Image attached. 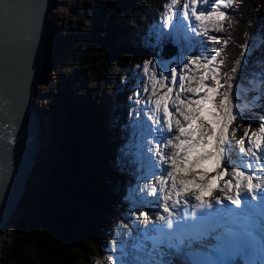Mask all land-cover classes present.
Listing matches in <instances>:
<instances>
[{"label": "snow or ice", "instance_id": "6c2138e0", "mask_svg": "<svg viewBox=\"0 0 264 264\" xmlns=\"http://www.w3.org/2000/svg\"><path fill=\"white\" fill-rule=\"evenodd\" d=\"M232 4L167 0L159 27L146 41L176 49L171 63L155 55L137 65L142 74L129 97L139 103L140 95H147L143 115L151 123L136 121L130 133L141 142L146 137L155 140H148L147 156L158 158L150 173L154 182L136 187L141 205L147 201L157 211L133 217L138 223L131 233L121 234L122 259L116 264H264V119L254 132L246 126L238 141L227 135L241 118V94L233 80L249 45L246 39L239 46L240 57L230 72L221 73L220 48L205 54L204 38L219 41L209 32L224 26ZM15 7L5 4L4 14ZM209 77L211 83L206 82ZM169 147L172 151H165ZM197 247L206 250L197 253Z\"/></svg>", "mask_w": 264, "mask_h": 264}, {"label": "trees", "instance_id": "16d2710c", "mask_svg": "<svg viewBox=\"0 0 264 264\" xmlns=\"http://www.w3.org/2000/svg\"><path fill=\"white\" fill-rule=\"evenodd\" d=\"M106 1L100 2L91 12L87 13L86 9V22L81 21L79 28H74L75 31L66 36L70 41L58 48L62 65L76 67L66 85L58 84L63 99L55 100V118L56 121L60 119L66 137L59 140V136H56V149L61 158H56L57 155L54 157L55 154L50 158L47 155L48 175L42 176L39 190L28 189V194L34 198L40 210L36 211V208L33 215L20 220L11 235L0 241V264H78L86 256L80 254L84 242L90 241V245H93L98 241L108 211L104 206L105 196L92 190L90 184L100 180L107 188L105 174L92 164L93 160L96 161L95 156L101 154L105 140L99 141L95 135V122L103 114L100 113L102 106L98 107L100 114L96 113V107L101 105L100 100L91 97L94 91L96 98L100 86L104 89L110 85L109 76L116 75L119 70L115 77L118 80L120 70L127 65L130 55H135L130 49L118 46L122 42V46L133 43L138 38L136 33L130 36L127 27L132 26L135 13L143 11L150 0ZM121 30L123 40H115ZM145 34L147 39L142 41V45L149 50L152 47L146 41L150 35L147 31ZM79 72L81 78L77 77ZM88 79L92 83L95 80V83L85 87ZM87 100L91 106L85 105ZM100 120L105 121V118ZM45 121L44 128H50L53 132L52 114L45 116ZM106 157L114 158L109 153ZM50 161L55 164V170L53 166L50 167ZM60 167L63 168L62 172L56 170ZM49 188L51 191L48 195ZM50 197L48 211L40 213L44 210L45 200L48 201ZM89 252L90 249L87 254Z\"/></svg>", "mask_w": 264, "mask_h": 264}, {"label": "rangeland", "instance_id": "374dc122", "mask_svg": "<svg viewBox=\"0 0 264 264\" xmlns=\"http://www.w3.org/2000/svg\"><path fill=\"white\" fill-rule=\"evenodd\" d=\"M51 4L49 8L47 9L46 13V20L48 22V32L47 34L49 35L47 44L48 50L46 51L48 53L47 57L45 58L44 65H43V73L39 78H37L33 85L35 92L38 93L37 95H33L31 98V101L35 104V109L36 112L38 113V116H44L45 115V110H47L48 115L52 114V117L54 119L53 124L54 128L57 131V134L59 137V140L61 137L66 139L65 134L62 135V125H60L61 121H56L57 119L55 118V113L53 110H55V100L58 97V95L61 94V90L58 89V84L60 85H66V82H68L69 78L71 75L75 73V68L74 66L69 67L62 65V59L58 57H62L61 54H59L58 48L61 46L63 43L70 41L69 39H66V36H70L73 31H75L74 28H79V23L81 21H85V13L86 9H88V12H91L92 9L95 7L97 8V5L100 2H107L106 0H50ZM99 1V2H98ZM156 1H154L153 5H155ZM150 4V2H148ZM94 5V6H92ZM157 5V4H156ZM85 6V8H84ZM149 8H154L155 6H152L151 4L147 6ZM146 16H144L145 18ZM150 35V33H149ZM66 39V40H65ZM262 52L264 53V46L262 47ZM151 57V56H150ZM140 72L142 74V69H140ZM140 74V75H141ZM78 78H81V72L78 73L77 75ZM116 75H110L109 78L112 80L115 78ZM89 79H92L91 77ZM86 80L85 81V87L87 85H92L95 83V80H93V83L91 80ZM109 80V81H110ZM84 85V84H83ZM116 86V83L114 84ZM57 88V89H56ZM94 92V91H93ZM85 93V92H84ZM95 93V92H94ZM92 93V97L95 95ZM86 94V93H85ZM81 98V96H79ZM86 99L85 97H83ZM112 99V98H111ZM147 99L146 94H142V97L140 98V102L137 103V108L138 110L145 109V103L144 101ZM85 105H90L89 101H85ZM86 106V107H87ZM91 106V105H90ZM101 105H98L96 107V113H99L98 107ZM51 107L52 110H51ZM125 107V106H122ZM121 107V108H122ZM104 110V109H103ZM148 110V109H147ZM90 111V110H89ZM125 111V110H124ZM128 112V111H126ZM94 113V111H93ZM105 111H103L104 115ZM100 114V113H99ZM44 119L42 120V123H46L45 121V116L43 117ZM147 121V117H144L143 122ZM60 122V123H59ZM149 124L150 121H147ZM51 131V129L49 128ZM48 130V131H49ZM54 134V131L51 132ZM43 139H45L42 143L41 150L39 152V159L35 163L34 169L28 179V184L26 185L25 193L23 198L19 201L16 207L15 213L10 217L8 220L7 224L2 228L0 231V241L6 238L7 236L11 235V231L16 228V225L22 220L24 217H29L30 215L34 214V211H39L40 208L37 207L38 205L35 203L34 198H32L28 194V189H34V190H39V183L43 175H48V164L46 163L48 160V157L50 158L53 154H55L54 157L56 158H61L59 156L58 152H55L53 149V146L51 144V140H53V137H50V140L48 142L46 141V138L42 135ZM58 138L55 136V139L58 142ZM54 142V141H53ZM130 142L135 149V153H137L138 150H144L145 153L141 152L140 156H146V152H148V138L146 137L143 142H141L139 139L132 138L130 139ZM54 150V151H53ZM51 153L49 154V152ZM48 155V157H47ZM51 158V161L54 159ZM129 158V157H128ZM155 157H152V159ZM141 159V158H140ZM146 159V158H144ZM50 161V167L53 166L55 170V164H52L53 162ZM136 169H140V165H134ZM146 167V166H145ZM59 169L60 172L63 171V168H56V170ZM52 170V168H51ZM58 170V171H59ZM117 175V180L118 182L120 181V176L124 175V171L118 170L116 171ZM116 179V178H115ZM148 183V180L146 179V173L145 176L143 177V184ZM90 187L92 190H97L99 191L103 197L105 196L106 202L104 203V206H107V201L109 199V194L107 192V188L102 184V182L99 180L95 183H91ZM51 189H48V195L50 194ZM119 193H123L124 190L123 188L118 189ZM51 197L47 200H45V207H43L44 210L40 211V213H46L48 211V204H50L49 200ZM52 206V205H49ZM51 208V207H49ZM139 208V215L141 212V207L138 205ZM105 221H103L104 223ZM103 231V234H102ZM100 231V236L103 238V236L107 235L104 230ZM124 233V232H123ZM87 242V243H86ZM84 242L85 245H83L82 249L83 252H81V256L86 255L82 260L87 259L88 255L87 252L90 249V241Z\"/></svg>", "mask_w": 264, "mask_h": 264}, {"label": "water", "instance_id": "95a60500", "mask_svg": "<svg viewBox=\"0 0 264 264\" xmlns=\"http://www.w3.org/2000/svg\"><path fill=\"white\" fill-rule=\"evenodd\" d=\"M30 1L32 2L29 3ZM44 1L46 0H28V3L35 6V10L39 11L37 15L33 16L38 20L35 25L36 36L39 37L42 33V37L40 38V44L33 47L35 51L32 49L38 62L36 66L39 65V67L41 63L40 51L45 43L43 40L44 24L42 20L46 7H48V3L46 7H43ZM26 3L24 0L15 1L16 7L14 9L19 10V15L22 19L24 17L21 11L24 10V4ZM46 26L47 23L45 24V28ZM18 37L20 39H27L23 31L19 32ZM27 48L26 46L14 45L12 47V54L7 58L3 55L0 46L2 77L9 79L20 73L22 63L29 61L27 54L29 51H27ZM11 66H14L13 70L9 69ZM42 72L43 70L40 71V73ZM33 80L34 76L29 75V80H27V86L25 87L26 91L18 85V90L21 91L24 98H27L32 93L33 84L31 83ZM11 99H14V97H11ZM29 103L28 100L25 120L22 116L19 118L20 116H18L17 111H13L10 107L0 111V181L6 182V184H2V188L0 189V205L3 209L2 214V209H0V231L5 226L11 211L16 208L19 201L23 198L28 173L39 159L38 152L41 149L40 130L38 128L37 116L31 108V103L30 105ZM15 105L19 108L17 103Z\"/></svg>", "mask_w": 264, "mask_h": 264}, {"label": "bare ground", "instance_id": "6f19581e", "mask_svg": "<svg viewBox=\"0 0 264 264\" xmlns=\"http://www.w3.org/2000/svg\"><path fill=\"white\" fill-rule=\"evenodd\" d=\"M50 2H48V8H49V6H50ZM47 13V12H46ZM47 16H48V13H47ZM43 24H44V33H43V40H44V47L43 48H41V51H40V59H41V63H40V67H39V69H38V71H39V74H40V71H41V69L43 70V65L45 64L44 63V61H45V58L47 57V55H48V53L46 52L48 49V44H47V41H48V38H49V35L47 34V32H48V22H47V20H46V14H45V16H44V18H43ZM47 23V26H46V28H45V24ZM45 29H46V31H45ZM32 58H35V56H32ZM0 62H1V59H0ZM39 78V77H38ZM37 79V78H36ZM35 79V80H36ZM34 80V81H35ZM33 91H34V85H33ZM100 107V106H99ZM32 109H33V111H34V113H35V115L37 116V120H38V123H39V127H40V131H41V134H40V137L43 135L45 138H46V141L48 142V140H50V137H53V140H56L55 139V136H57L56 134H57V131L55 130V128L53 127V130L52 131H54V134H52L51 133V131L49 130L48 131V128H44V126H45V123H42L41 121L44 119L43 117L44 116H46V115H44V116H38V113L36 112V109H35V107H32ZM54 111V113L56 112L55 110H53ZM55 115H56V113H55ZM19 118H21V117H19ZM60 120V119H59ZM142 125H143V122H142ZM105 126V128H106V125H104ZM44 130L46 131V132H44ZM106 131V130H105ZM62 135H64L63 133H61ZM153 143H155V140L153 139ZM161 143H163V141H161ZM41 150V149H40ZM40 150H39V152H40ZM153 151H155V149H153ZM38 152V153H39ZM55 152H58L59 153V150H58V148L57 149H55ZM146 155L147 156H149L150 154H148L147 152H146ZM35 166V165H34ZM33 169H34V167H33ZM33 169H31L30 171H29V173H28V177H27V180H26V184H28V179H29V177H30V175H31V173H32V171H33ZM147 175H149V176H151L153 179H154V177L150 174V173H146ZM148 180H150V179H148ZM2 184H6V182L5 181H0V189L2 188ZM27 190V189H26ZM144 202H146L147 203V201H144ZM150 205V204H149ZM17 207V206H16ZM15 211H16V208H14L12 211H11V213H10V215H9V217H8V220L10 219V217L15 213ZM8 220H7V222H8ZM7 222H6V224H7ZM5 224V225H6Z\"/></svg>", "mask_w": 264, "mask_h": 264}, {"label": "clouds", "instance_id": "9594fccd", "mask_svg": "<svg viewBox=\"0 0 264 264\" xmlns=\"http://www.w3.org/2000/svg\"><path fill=\"white\" fill-rule=\"evenodd\" d=\"M47 3H48V2H47V1H45V5H47ZM50 3H51V2H50ZM47 9H48V7H46V10H47ZM46 12H47V11H46Z\"/></svg>", "mask_w": 264, "mask_h": 264}]
</instances>
